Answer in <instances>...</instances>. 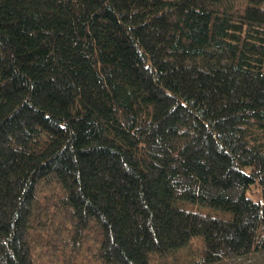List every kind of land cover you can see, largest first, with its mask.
<instances>
[{"label":"trees","instance_id":"trees-1","mask_svg":"<svg viewBox=\"0 0 264 264\" xmlns=\"http://www.w3.org/2000/svg\"><path fill=\"white\" fill-rule=\"evenodd\" d=\"M94 261L264 264V0H0V264Z\"/></svg>","mask_w":264,"mask_h":264},{"label":"rangeland","instance_id":"rangeland-1","mask_svg":"<svg viewBox=\"0 0 264 264\" xmlns=\"http://www.w3.org/2000/svg\"><path fill=\"white\" fill-rule=\"evenodd\" d=\"M259 197V195L257 193L254 194L253 198L257 199ZM90 252V251H89ZM89 258L91 257V252L88 254ZM92 264H102L100 261H94Z\"/></svg>","mask_w":264,"mask_h":264}]
</instances>
